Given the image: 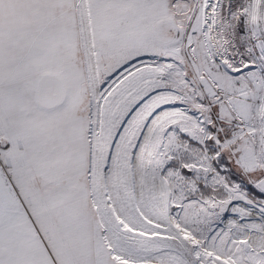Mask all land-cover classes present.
<instances>
[{
  "label": "snow or ice",
  "instance_id": "1",
  "mask_svg": "<svg viewBox=\"0 0 264 264\" xmlns=\"http://www.w3.org/2000/svg\"><path fill=\"white\" fill-rule=\"evenodd\" d=\"M0 264H264V0H0Z\"/></svg>",
  "mask_w": 264,
  "mask_h": 264
}]
</instances>
